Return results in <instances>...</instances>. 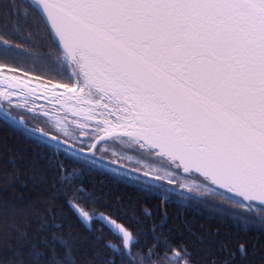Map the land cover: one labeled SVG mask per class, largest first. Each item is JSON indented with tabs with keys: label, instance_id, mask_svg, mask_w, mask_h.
<instances>
[{
	"label": "snow or ice",
	"instance_id": "obj_1",
	"mask_svg": "<svg viewBox=\"0 0 264 264\" xmlns=\"http://www.w3.org/2000/svg\"><path fill=\"white\" fill-rule=\"evenodd\" d=\"M0 128V264H264V0H0Z\"/></svg>",
	"mask_w": 264,
	"mask_h": 264
},
{
	"label": "trees",
	"instance_id": "obj_2",
	"mask_svg": "<svg viewBox=\"0 0 264 264\" xmlns=\"http://www.w3.org/2000/svg\"><path fill=\"white\" fill-rule=\"evenodd\" d=\"M6 134L10 135V133H6L5 129L0 128V138H3ZM10 143H12V141L10 140ZM13 147L17 148L20 151H24V145L23 142L17 141L15 143H13ZM185 215L188 216V218L190 220H194V223H204V219L201 218L200 216H196L195 218H193L192 214L190 212L184 213Z\"/></svg>",
	"mask_w": 264,
	"mask_h": 264
},
{
	"label": "flooded vegetation",
	"instance_id": "obj_3",
	"mask_svg": "<svg viewBox=\"0 0 264 264\" xmlns=\"http://www.w3.org/2000/svg\"><path fill=\"white\" fill-rule=\"evenodd\" d=\"M187 214H188V212H186ZM201 218H203V217H201Z\"/></svg>",
	"mask_w": 264,
	"mask_h": 264
}]
</instances>
